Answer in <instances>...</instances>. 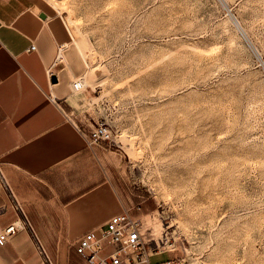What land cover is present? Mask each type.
<instances>
[{"label": "rangeland", "instance_id": "1", "mask_svg": "<svg viewBox=\"0 0 264 264\" xmlns=\"http://www.w3.org/2000/svg\"><path fill=\"white\" fill-rule=\"evenodd\" d=\"M36 1L82 55L70 108L114 128L151 260L264 264V0Z\"/></svg>", "mask_w": 264, "mask_h": 264}, {"label": "crops", "instance_id": "2", "mask_svg": "<svg viewBox=\"0 0 264 264\" xmlns=\"http://www.w3.org/2000/svg\"><path fill=\"white\" fill-rule=\"evenodd\" d=\"M64 33L36 0H0V226L21 225L0 264H89L73 241L128 208L118 148L70 108L84 68Z\"/></svg>", "mask_w": 264, "mask_h": 264}, {"label": "built area", "instance_id": "3", "mask_svg": "<svg viewBox=\"0 0 264 264\" xmlns=\"http://www.w3.org/2000/svg\"><path fill=\"white\" fill-rule=\"evenodd\" d=\"M36 46L33 44L32 48ZM72 87L74 91L84 90V78L77 77ZM89 144H116L115 130L106 121H98L88 134ZM20 207V204H16ZM142 219L133 216L125 209L112 215L103 225L91 228L76 237L73 245L76 251L89 264H192L185 257H168L161 261H152L155 252L149 250L142 231ZM20 224L13 222L6 227L0 226V244H5L19 230ZM41 254L47 258L41 242L38 240Z\"/></svg>", "mask_w": 264, "mask_h": 264}, {"label": "bare ground", "instance_id": "4", "mask_svg": "<svg viewBox=\"0 0 264 264\" xmlns=\"http://www.w3.org/2000/svg\"><path fill=\"white\" fill-rule=\"evenodd\" d=\"M115 4V2H114V0H110L108 3H107V6H113ZM225 5H226V3H225ZM228 9V11H229V13L231 14V16H232V18L234 19V21H235V23H236V25L238 26V28H241V30H242V32L244 33V36L246 35V33H245V31H244V29L242 28V25H241V23H240V21L238 20V18H237V16L234 14V13H232V10L230 9V7H228L227 8ZM243 35V34H242ZM248 36V35H247ZM75 37V36H74ZM246 39H249V37L248 38H246ZM74 40H76V43H77V45H78V47H79V50L81 51V53L83 54V51H82V48H81V45H80V42H79V39L77 38V37H75V39ZM252 44V43H251ZM67 45V43H65V46ZM63 47H64V45H63ZM254 47V46H253ZM259 51V50H258ZM258 53V52H257ZM260 53V52H259ZM92 70V69H91ZM89 72V71H88ZM87 72V73H88ZM91 73V72H90ZM94 74V72H92V75ZM86 74H83L82 75V77L84 78V81H85V84H87V78H86ZM90 78V77H89ZM89 82H90V80H89Z\"/></svg>", "mask_w": 264, "mask_h": 264}, {"label": "water", "instance_id": "5", "mask_svg": "<svg viewBox=\"0 0 264 264\" xmlns=\"http://www.w3.org/2000/svg\"><path fill=\"white\" fill-rule=\"evenodd\" d=\"M41 16L42 17H46V13H42ZM51 79H52L53 82H57V80H58L57 76L55 74L52 75Z\"/></svg>", "mask_w": 264, "mask_h": 264}]
</instances>
